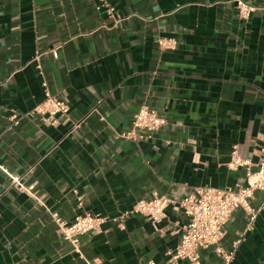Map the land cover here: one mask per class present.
<instances>
[{
    "label": "crops",
    "instance_id": "0c3cea01",
    "mask_svg": "<svg viewBox=\"0 0 264 264\" xmlns=\"http://www.w3.org/2000/svg\"><path fill=\"white\" fill-rule=\"evenodd\" d=\"M232 1L108 0L111 15L99 0H0V264H166L189 220L177 205L157 225L106 221L82 237V254L51 215L112 219L154 195L247 184L228 163L234 151L256 162L264 147V0H246L258 7L248 20ZM158 38L177 45L161 50ZM43 81L70 105L68 121L27 116ZM142 105L167 124L149 140L119 137ZM263 203L258 191L252 204ZM246 224L236 211L222 244L241 237L231 264H264V209L245 234ZM202 263L223 258L211 248Z\"/></svg>",
    "mask_w": 264,
    "mask_h": 264
},
{
    "label": "built area",
    "instance_id": "2783aa9c",
    "mask_svg": "<svg viewBox=\"0 0 264 264\" xmlns=\"http://www.w3.org/2000/svg\"><path fill=\"white\" fill-rule=\"evenodd\" d=\"M102 4L98 7H106L107 12L114 14V8L108 4V0H99ZM238 15L244 20H248L251 15L258 10V7L248 3L246 0H233ZM157 44L161 50L174 49L177 41L171 38H158ZM61 46L50 49L48 52L54 58L59 57ZM41 54L36 55L38 61L37 68L42 71L39 63ZM45 91L44 100L36 105L27 116L30 118H40L50 124H58L59 121H68L70 117V105L61 98L54 96L46 81H43ZM23 117L16 113L11 116L14 124H19ZM76 123L74 128L80 126ZM167 124V119L158 110L148 105H142L134 115L132 125L129 130L118 134L119 137L129 140H149L154 134ZM229 169L237 170L245 168L247 184L235 188H213L202 187L191 192L181 200L172 199L166 195H154L149 199L138 200L133 207L112 219L103 214L85 212L79 214L72 221H67L57 213H53L52 220L57 226L58 232L64 241L69 243L74 252L82 254L81 239L84 235L100 232L104 223L113 220L120 228H125V221L131 214H140L152 221L154 224L161 223L167 216L166 210L169 206H178L188 217V223L184 226L179 245L170 252V258L166 264H203L202 252L213 249L222 256V264H231L235 252L241 243V237L232 243L231 250H226L223 241L226 237V227L228 222L238 210L245 212L247 224L244 233L253 230L259 214L264 209L261 206H254L252 201L258 191L264 192V147L259 152L256 162L240 157L234 151L228 163ZM2 168H4L2 166ZM7 171L6 169H4ZM8 172V171H7ZM12 182L19 185L20 189L34 196L35 185L25 186L24 176L9 174ZM146 264H156L150 261Z\"/></svg>",
    "mask_w": 264,
    "mask_h": 264
}]
</instances>
